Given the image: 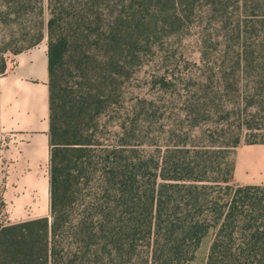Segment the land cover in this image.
Returning <instances> with one entry per match:
<instances>
[{"label":"trees","instance_id":"1","mask_svg":"<svg viewBox=\"0 0 264 264\" xmlns=\"http://www.w3.org/2000/svg\"><path fill=\"white\" fill-rule=\"evenodd\" d=\"M0 26L17 52L49 37L51 121L50 214L0 223V264H191L206 241L204 264H264V185L230 158L264 140L196 132L264 117V0H0Z\"/></svg>","mask_w":264,"mask_h":264},{"label":"crops","instance_id":"2","mask_svg":"<svg viewBox=\"0 0 264 264\" xmlns=\"http://www.w3.org/2000/svg\"><path fill=\"white\" fill-rule=\"evenodd\" d=\"M50 129L44 39L13 53L0 72V202L13 221L50 214ZM234 153L235 182L264 185V142L242 143Z\"/></svg>","mask_w":264,"mask_h":264},{"label":"rangeland","instance_id":"3","mask_svg":"<svg viewBox=\"0 0 264 264\" xmlns=\"http://www.w3.org/2000/svg\"><path fill=\"white\" fill-rule=\"evenodd\" d=\"M36 17H38V19L44 18L45 22H47L50 18V14L48 11H46L44 14ZM45 40L48 41L49 37L46 36ZM185 41V43L182 45L183 49L185 50L184 52L190 58L198 60L200 58L199 46L193 42L192 38H188ZM28 45L29 41L23 42L21 40V31L19 30V27L10 28L0 26V71L2 61L8 60L13 53ZM74 67V60L70 57H67L65 60L63 76L64 87L72 86L73 84L80 87L81 82H83V78L78 75V72ZM145 70L146 69H144L141 75L145 74ZM196 132L202 133L199 135H201L200 138L203 141L206 139L204 138L205 136H208L209 133H213L214 140L216 141L215 143H217L216 145L223 144V141L231 139L229 138L231 133L237 134L239 132L242 134V142L252 140L261 141L264 140L263 112L257 114L253 108H250L240 117L233 116L229 120L209 122L204 124L201 129L198 128ZM208 143H210L209 140ZM230 158H235L234 150L230 152ZM34 213L35 211H29V214ZM8 221L13 220L10 218L8 211H6L3 202H0V223H6ZM207 247L208 242L206 241L202 249L198 252L196 259L191 264H204V257L207 252Z\"/></svg>","mask_w":264,"mask_h":264}]
</instances>
